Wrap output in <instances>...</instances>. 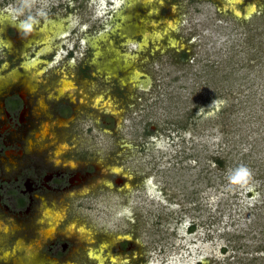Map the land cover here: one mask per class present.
<instances>
[{
    "label": "rangeland",
    "instance_id": "1",
    "mask_svg": "<svg viewBox=\"0 0 264 264\" xmlns=\"http://www.w3.org/2000/svg\"><path fill=\"white\" fill-rule=\"evenodd\" d=\"M0 17L6 75L23 54L46 63L0 176L39 162L43 123L46 166L96 167L61 204L1 207L0 264H264V0H0Z\"/></svg>",
    "mask_w": 264,
    "mask_h": 264
},
{
    "label": "flooded vegetation",
    "instance_id": "2",
    "mask_svg": "<svg viewBox=\"0 0 264 264\" xmlns=\"http://www.w3.org/2000/svg\"><path fill=\"white\" fill-rule=\"evenodd\" d=\"M10 29H12L13 31L14 38L21 35L22 30L18 31L19 28H17L16 26L10 27ZM2 48L6 49V46L0 45V49ZM9 55H11V59L15 58V61L21 60V57H19V55H13L12 53ZM9 62L10 61L8 60L0 59V76H5L6 73L10 71H2V68L5 65H7L8 69H10L11 66L8 65ZM18 66L21 69V63ZM74 66L77 67V64H75ZM74 66L69 65V67ZM20 81V83H16L15 85L11 84L12 81H10L11 85L9 86L8 84L5 88L9 87L11 88V90L8 89V91H4V88H2L0 91L1 166L5 160L10 161L12 160V158L23 156L22 144L18 140H14V142L12 143L8 142L6 140L5 134L9 131H14L28 124L33 108L38 107V110L41 107L43 108L36 94L33 95V92H30L28 89H26L25 83L22 80ZM72 87L74 86L72 85ZM22 93H24V97L22 96ZM31 98L33 99L32 103L33 101H35V107L34 105H32L30 108H28V102ZM96 99L92 101V105H96L94 104V102L96 103ZM63 101H66V103H71L68 99H65ZM24 111H26L27 113L24 114ZM73 112L74 114L76 113L75 109ZM40 114L38 112L35 113V115ZM59 118L61 123H63L62 121L70 122V119L72 117L61 116ZM45 126H47L49 132L47 135H45L46 137L44 138L42 137V134ZM33 136L35 138H40V140L48 141L47 143H43V146L41 147L40 145L42 144H40L38 146L39 148L36 149L38 153L36 155L39 157V162L35 163L34 166H32L33 168L29 167L30 171L28 172L26 171L28 169L27 168L25 170H20L18 174H13V176H10V178L0 176V210L1 207H3L5 213L6 211H11L15 215L22 216L23 214L29 213V211L32 210L33 205L37 204L38 206V204L40 203V199L44 201L45 204H50V199L54 198L55 200L53 199L52 201L58 202L57 204H61L63 200L69 198V193H72L73 191L78 189L79 186L84 185L96 170L95 165L92 163H90L87 168H80L78 164L70 160V158L66 157V154H63L65 157H58V164L56 163L55 167L50 168V166H46L45 161L50 162L47 160L50 155L48 156V154H44L43 151L50 148V126H48L46 123H43L39 127V130L34 132ZM33 141L34 140L28 139L27 143L29 145H32ZM61 149L62 148H60V150ZM77 175L80 176L78 179L76 178ZM103 185H105V187L110 186L109 183H104ZM4 192H11L14 194H12L14 197L11 199L13 200V202H10V206L7 204V202L9 203V201L7 200ZM65 203H67V201H65ZM39 214L41 215L43 213L40 211ZM50 222H52V220H50ZM42 236H44L43 233ZM123 239H125V237ZM87 256L89 258H93L90 255Z\"/></svg>",
    "mask_w": 264,
    "mask_h": 264
},
{
    "label": "bare ground",
    "instance_id": "3",
    "mask_svg": "<svg viewBox=\"0 0 264 264\" xmlns=\"http://www.w3.org/2000/svg\"><path fill=\"white\" fill-rule=\"evenodd\" d=\"M0 25L2 27L5 26L4 23L2 22V18L1 17H0ZM57 28H58V26L56 25L55 27H53V30H54V33H56L57 36H58L59 34H58V29ZM170 30L173 31L172 28H170ZM0 32H2V30ZM147 40H148V38L145 37L143 42L145 43V42H147ZM33 43L38 45L39 48L44 46V45H46V44H48V42H44V41L43 42L33 41ZM156 43H158V41ZM1 44H2V46H4V42L1 41ZM173 44L175 45V42H173V40H172L171 45H173ZM145 45L142 43L140 46H138L137 51H139V52L143 51ZM41 54L42 53L40 52L37 55L40 56ZM22 57H23V63L21 64V69L20 70L24 71L25 75L20 76L17 72H11V73L7 74L8 77H7V75L0 76V85L3 86V87L0 88V91H1L2 88H5V85H8L7 81H9V80L12 81L11 84H14V85L16 83H20L21 82L20 80H22L25 83V85H26V89H28L30 92H34L36 90V87H37L36 86V82H38V77L41 74V71H39V68H40V64H42L43 62H40V61L35 60V59L34 60H29V59L27 60V57L25 56V54H23ZM128 58H130V57H128ZM7 70H9V69L7 68V65H5L2 68V71H7ZM0 75H1V72H0ZM24 77H25V79H24ZM141 77H142L141 75L136 73L133 76L128 77V80L130 82H132V83H136L137 88L144 89L145 86H147V84L146 83H145L146 85H142L141 84L142 83L141 82ZM60 82H61V84H60L61 90L73 88L72 87V82H70V81H65L64 79H61ZM11 84L9 83V86ZM137 84H141V85L139 86ZM22 96L24 97V93H22ZM94 104H95V102H94ZM98 105H100L99 102H98ZM25 113H27V112L24 111V114ZM23 117H24V115H23ZM59 124H60V126H65V123H60L59 122ZM48 132H49V130H48L47 126H45L44 129H43L42 137L45 138L46 137L45 135H47ZM79 177H80L79 175L76 176L77 179ZM58 218H60V216H58ZM58 218H57V220H58ZM57 220L54 219L53 222L49 221L48 226H50V230L51 229L54 230V225L56 224ZM48 232H49V230L47 232H46V230L43 231V234H44L43 238L44 239H47V237H48L47 233ZM20 242L21 241L16 243V246H19ZM17 249H19V247ZM7 258H8L7 255H4V260H7ZM91 259L95 260L98 264H102V261L99 260L96 256H93V258H91ZM15 264H43V262L41 261V258H37V253L32 252V253L28 254V256L26 257V259L24 261L17 260V262Z\"/></svg>",
    "mask_w": 264,
    "mask_h": 264
},
{
    "label": "clouds",
    "instance_id": "4",
    "mask_svg": "<svg viewBox=\"0 0 264 264\" xmlns=\"http://www.w3.org/2000/svg\"><path fill=\"white\" fill-rule=\"evenodd\" d=\"M245 171H247V169H245Z\"/></svg>",
    "mask_w": 264,
    "mask_h": 264
}]
</instances>
